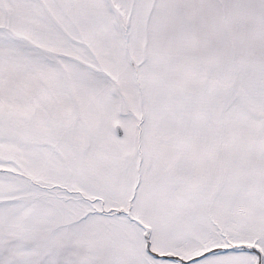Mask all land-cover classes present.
<instances>
[{
	"label": "snow or ice",
	"instance_id": "obj_1",
	"mask_svg": "<svg viewBox=\"0 0 264 264\" xmlns=\"http://www.w3.org/2000/svg\"><path fill=\"white\" fill-rule=\"evenodd\" d=\"M0 264H264V0H0Z\"/></svg>",
	"mask_w": 264,
	"mask_h": 264
}]
</instances>
